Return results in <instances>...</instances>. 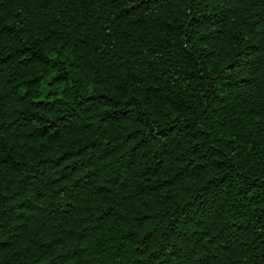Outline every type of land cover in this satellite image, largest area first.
Returning a JSON list of instances; mask_svg holds the SVG:
<instances>
[{"label":"trees","instance_id":"trees-1","mask_svg":"<svg viewBox=\"0 0 264 264\" xmlns=\"http://www.w3.org/2000/svg\"><path fill=\"white\" fill-rule=\"evenodd\" d=\"M0 264H264V0H0Z\"/></svg>","mask_w":264,"mask_h":264}]
</instances>
